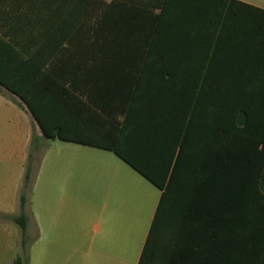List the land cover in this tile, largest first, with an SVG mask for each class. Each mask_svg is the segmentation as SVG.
<instances>
[{
  "label": "trees",
  "instance_id": "16d2710c",
  "mask_svg": "<svg viewBox=\"0 0 264 264\" xmlns=\"http://www.w3.org/2000/svg\"><path fill=\"white\" fill-rule=\"evenodd\" d=\"M141 5L159 9V22L183 13L193 45L160 52L152 38L146 58L170 69L163 84L148 90L165 96L131 99L115 130L68 126L67 103L43 69L69 33L50 32L35 48L34 18L27 17L34 4L26 0H0V91L28 109L44 139L110 150L160 190L137 264H264V9L236 0ZM24 28L34 45L29 51L16 32ZM40 147L33 131L20 211L0 213L21 231L26 256L16 264H28L34 240L24 208Z\"/></svg>",
  "mask_w": 264,
  "mask_h": 264
},
{
  "label": "crops",
  "instance_id": "0c3cea01",
  "mask_svg": "<svg viewBox=\"0 0 264 264\" xmlns=\"http://www.w3.org/2000/svg\"><path fill=\"white\" fill-rule=\"evenodd\" d=\"M26 1L34 4L27 17L34 18L35 48L50 32L69 33L43 70L59 88L58 98L67 103L70 128L95 125L113 131L131 99L165 96L148 90L163 84L170 69L169 63L146 58L152 38L160 52L193 45L187 42L183 13H168L159 22L160 10L141 5L142 0ZM236 1L264 9V0ZM194 24L196 34L197 12ZM16 32L27 40L26 50L32 49L28 31ZM179 65L185 66L181 61ZM177 77L180 81L182 76ZM9 125L15 134L5 129ZM33 131L41 137L42 150L24 208L27 232L35 231L28 264H137L160 190L127 163L125 169V161L110 150L44 139L28 109L2 91L0 213L19 212ZM0 230L3 241L1 221Z\"/></svg>",
  "mask_w": 264,
  "mask_h": 264
},
{
  "label": "rangeland",
  "instance_id": "374dc122",
  "mask_svg": "<svg viewBox=\"0 0 264 264\" xmlns=\"http://www.w3.org/2000/svg\"><path fill=\"white\" fill-rule=\"evenodd\" d=\"M243 120H244V116L240 114L238 116L239 123H242ZM5 129L9 131L8 133L15 134V130L14 128L11 127V125L6 127ZM36 131L38 132L37 129ZM41 150L42 149L38 150V152L34 155L35 156L34 164L37 162L38 158L40 157ZM124 164H125V169L128 168L127 167L128 165H126V163ZM263 179H264V176H263ZM12 216H15V215H12ZM0 221L2 222L5 228V231L3 234V241L0 238V264H10V263L16 264L14 261L17 257H21L22 260L24 261L26 255L21 245L20 228L10 217H4L0 215ZM34 232H35L34 230L28 231L29 240L33 239L34 234H35ZM28 259H29V252H28Z\"/></svg>",
  "mask_w": 264,
  "mask_h": 264
}]
</instances>
